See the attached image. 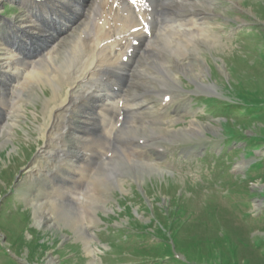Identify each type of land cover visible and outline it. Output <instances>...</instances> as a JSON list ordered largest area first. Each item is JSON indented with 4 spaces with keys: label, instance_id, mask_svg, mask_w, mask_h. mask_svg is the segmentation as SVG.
<instances>
[{
    "label": "rangeland",
    "instance_id": "obj_1",
    "mask_svg": "<svg viewBox=\"0 0 264 264\" xmlns=\"http://www.w3.org/2000/svg\"><path fill=\"white\" fill-rule=\"evenodd\" d=\"M202 1L187 3L209 13L211 43L170 55L147 32L145 44L152 42L143 63L164 66L163 74L155 70L151 84L133 75L136 65L123 73L121 85L129 95L154 91L150 95L159 114L154 119L148 114L146 126L141 116L137 124L126 116L124 133L110 138L107 159L117 160L124 170L137 167L132 150L146 145L137 151L140 162L152 164L142 159L144 154L158 166L149 165L156 171L138 180L124 175L125 191L106 185L110 192L102 204L108 210L98 211L90 228L92 247L100 251L96 264H264V0ZM19 3L0 0L1 25L26 15ZM103 6L84 2L88 26L100 21ZM115 16L110 13L108 19ZM64 52L63 47L54 54V64L47 61L38 71L60 74ZM177 65L181 72L165 70ZM109 75L105 70L91 83L102 84ZM17 92L0 94V108ZM37 94L27 101L20 126L8 128L18 115L13 111L0 117V264H90L82 241L62 220L76 213L72 206L61 204L55 210L60 218L51 226L34 218L36 200L44 201L38 189L62 165L61 155H43L46 144L40 135L53 88L41 84ZM72 121L78 126V118ZM60 122L61 129L68 121ZM66 140L74 149L75 143ZM34 165L40 167L31 173ZM100 182H89L86 195Z\"/></svg>",
    "mask_w": 264,
    "mask_h": 264
},
{
    "label": "bare ground",
    "instance_id": "obj_2",
    "mask_svg": "<svg viewBox=\"0 0 264 264\" xmlns=\"http://www.w3.org/2000/svg\"><path fill=\"white\" fill-rule=\"evenodd\" d=\"M85 1L18 0L21 7L25 8L26 15L18 23L10 21L4 26L0 23V94L19 91L14 101L9 100L4 106L5 116L4 110L0 108V117L5 118L13 111L18 115L14 116L12 125L8 124V128L20 126V115L24 114L27 101L38 95L40 85L53 88L54 94L42 111L45 124L41 125L40 135L46 144L43 155L46 159L49 153L55 152L56 158L57 154L61 155L62 165L47 178V184L38 189V194L43 195L44 201L41 203L36 200L34 218L51 226L60 218L55 210L61 204L72 206L76 213L62 220H67V225L82 241L86 254L92 258L90 264H96V255L100 251L92 247L94 239L90 228L96 224L98 211L102 208L108 210L102 204L106 200L105 195L110 192L106 185H116L125 191L126 179H122L124 175L138 180L144 173L156 171L149 165L158 166L157 160L147 159L144 154L142 159L152 164L140 162L137 151H144L146 145L132 150V156L138 161L134 162L137 167L124 170L127 167H119L117 160L107 159L109 145L113 141L110 138L115 133L118 137L124 133L120 128L123 127L121 123L126 116H133V124L141 121L137 117L141 116L146 126L148 114L152 119L159 114L154 106L156 102L150 95L154 91L144 90L129 95L125 90L128 87L121 85V80L125 78L123 73H130V69L136 65L133 75L151 84L156 83L153 76L158 71V74H163L164 66L159 65L158 68L154 63H143V55L149 51L147 47L152 42L145 44L149 38L147 32H152L150 37H154L158 49L170 55L177 54L178 48L185 51L191 47L199 51L200 44L212 42L209 38H213L214 32L208 18L209 13L197 9L193 3L188 4L187 0H92L95 6L98 2L103 4L105 10L98 14L103 25L99 21L90 26L85 23L90 16V11L84 7ZM110 13L116 15L114 20L108 19ZM100 23L103 29L98 27ZM112 25V29L107 28ZM63 47L65 52L62 55L65 58L61 60L60 74L48 76L38 71V67L47 61L54 64V54ZM89 51L91 55L87 58ZM195 54L199 55L197 52ZM173 56L174 59L177 58ZM107 63L111 65H106ZM176 67L177 69L169 66L165 70L171 73L181 72V65ZM105 70L110 71V75L104 83H91L94 77ZM174 81L179 80L175 78ZM9 86L11 87L8 89ZM144 96H149V99L140 101ZM168 101L169 99L166 102ZM77 107L82 108L78 111ZM67 114L72 117H66ZM73 118H78V126L73 123ZM60 119L68 121L61 129L58 125L61 123ZM61 132L62 134H58ZM67 137L72 141V146L74 143L76 145L73 150L70 149ZM133 141L138 144L141 142ZM114 142L123 147L116 140ZM116 149L119 148L116 146ZM39 167L40 165H34L31 173ZM99 181L101 182L93 190L88 188L86 195L88 183ZM255 206L259 208L261 203Z\"/></svg>",
    "mask_w": 264,
    "mask_h": 264
},
{
    "label": "trees",
    "instance_id": "obj_3",
    "mask_svg": "<svg viewBox=\"0 0 264 264\" xmlns=\"http://www.w3.org/2000/svg\"><path fill=\"white\" fill-rule=\"evenodd\" d=\"M230 109H232V108H229L227 111H229L230 112ZM232 112V111H231Z\"/></svg>",
    "mask_w": 264,
    "mask_h": 264
}]
</instances>
